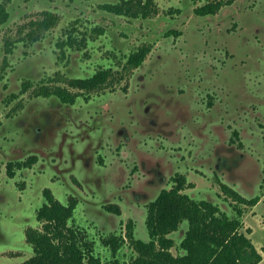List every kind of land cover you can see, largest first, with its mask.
<instances>
[{"label": "flooded vegetation", "instance_id": "flooded-vegetation-1", "mask_svg": "<svg viewBox=\"0 0 264 264\" xmlns=\"http://www.w3.org/2000/svg\"><path fill=\"white\" fill-rule=\"evenodd\" d=\"M13 1L14 0H0V9L4 8L7 12V19L0 22V26L7 23L11 17L12 12L10 6ZM87 1L89 2V0ZM247 1L249 0H241L234 12L229 13L223 19H220L218 16L221 14L222 10H225L226 8L228 9L235 5L237 2L236 0H224L223 4L216 13L207 14L195 12V10L203 4V0H191L195 7L191 11L190 15H188L189 12L187 9L185 13L179 8H177L179 10L174 9L171 15L168 16V19L174 17L176 18V21H178V24L172 26L166 24L162 29L157 30L153 29L151 26V20L149 18L150 15H152V12L150 11V0H147V2L143 4L142 1H139L138 11L132 15L128 14L127 9L129 3L126 0H95L94 3H97L96 8L100 10V12H93V14L97 15L98 17L100 16V22L98 21L99 25L94 28V32L99 34V37H95L92 41H89V43L94 42L100 46L103 42V47L106 48L109 44H115L116 40L119 38L118 36H123V38H119L117 42L127 48L128 54L126 56V64L134 72L130 79L129 86L127 87L128 89L124 90L121 88L119 90L120 93L117 92L116 94L113 92L99 91V89H101L102 86L108 81V79L112 77V66H109L108 68L104 67L100 70L94 71V69H89L86 67L91 66L92 64L89 65L85 61H79L77 67L74 68L75 71H72V74L70 69L72 68L71 65L74 61L73 54L71 55L69 53L67 59L64 60V48L61 46H59V50L62 53V57L55 55L54 51L51 49L40 48L38 55H36L38 56V61L40 58H42L39 62V65L41 67H46L48 65L51 66L52 64V68L56 73H62L68 77L65 78L66 80H64L63 77L60 76L59 80V82H63L65 84L62 86V88L67 89L68 96L62 97L53 92L49 94L43 92H34L36 95L35 99L37 101L35 106H32L27 102V104L20 111H18V113L9 116L8 118L6 117L7 119L3 122L0 120V161H3L2 163H4L6 175L12 179L18 171H33L28 176L27 174L25 176L29 181V185L25 187H23V185L19 186L20 188L23 187V189L20 190L12 188L13 190L11 191H13L16 200L22 201L26 199V193L29 191V188L31 187L30 185H33L36 178H41L44 182V184L39 188L35 200L28 206L27 209L28 215L33 218V220L34 217L36 219L34 220L35 225L39 224L38 228H36L34 225L33 227L29 226L24 230L25 241L32 250V254L30 252L28 259L34 255V249L32 245L27 242L26 231L29 229H35L38 231L42 230L43 222L38 219V212L45 205L49 204L48 198L46 196L47 191L54 199H56L58 193L61 192L60 198L63 201V205L74 203L69 225L79 231L84 239L85 235L83 231L71 224L78 205H88L87 203H95L97 206H99V209H101L102 212H100L98 215L94 214V216H96V221L102 222L100 219L102 216L108 218L110 221H112V219L118 218L121 228L124 229V232H121L120 235H114L117 237L118 242H120V246L116 250L115 256L120 258L118 255L123 248V245H125V243L129 244L125 235L127 232V227L129 225H133V234L134 237L137 238L138 232L136 229L138 222L140 223V221L133 214H131L127 222L124 223L123 210H127L130 205H132V208L135 206H142V211L144 212L143 220L145 219L146 222L148 205L158 197L162 190L177 186L179 180H182V178L184 179V187L181 190L183 193H185V190H191L194 187V185L188 181L187 177L189 175L186 174V170H193V172H197V169H199V161L204 159V162L211 164L215 170V173L222 170L227 174L229 173V175H231L229 177L231 178H233V175L234 178L235 176L239 177L241 181L239 180L240 184H237L238 189L242 190V188H246L242 182V177L233 174V172L227 167L226 163L229 159L228 156L227 158L222 156L221 149H224V147L230 149L232 152L230 153L232 154L230 156L237 157L241 164H244L245 162L248 163L251 158L248 156V153L236 150L235 146L231 144L230 141L227 144L221 143L219 141L221 136L218 131H215L217 129L215 125H217L219 121H222L224 124L228 123V126L231 125L233 128H237V130L233 133L235 138L239 137L238 130L242 129L243 127L250 129L251 132H255L260 129L261 124L264 125V118L261 114L262 107H260L259 104L262 102V100L258 99L255 94L245 95L244 92H241L240 95L236 94V101L233 102L225 80V71L227 68L228 59H231V61L234 62L236 61L238 64H240L239 66L244 69L249 67V64L255 65L259 63L258 58L254 57L252 52H249V59H243V55H235L228 49V44L224 42L226 37L222 40L224 44L214 43L212 38H210V44L203 43V46L205 47L207 53L212 51L213 58L219 57V59L214 61V66L220 67L221 71L219 70L216 75H209V77H204L203 74L195 76L192 74V70H190L189 74L185 75V72L188 71L186 68H189L192 63L190 62V65H186L187 59H190L191 57L190 53L183 62L184 65H182V70H180L182 73V78L179 77L176 82H170L168 80L164 83L165 90L171 88V90L175 91L176 97L174 99L162 103L156 111H153V104L150 102V100L140 97V95L145 89L146 85L150 84L156 76L160 78H165L166 76L169 77V75H166L164 71L158 72L157 70V67H159L160 64L166 63L167 56H164L161 53L162 51L167 50L168 54H178V51L181 48H183V51L186 52L188 47L193 46H191L190 43L183 45L181 42L179 44L175 43L174 45H171V49H173L172 51H170V47L169 49L164 47V50H161V47L159 46L145 44L148 42L147 40H154L157 33H167L165 34L166 36L171 35L174 39L178 38L182 41L184 36L185 39H190V33H187L188 23L195 22L193 27H195V29L197 28V31L199 32V22L197 21L196 17H205L203 21H199L208 22L211 24V27H213V24H223L221 20H230V22H232L238 19V16L240 15L239 12H242L244 3ZM43 3H48V1L43 0ZM79 8H81V6H79ZM48 11L51 12V10ZM120 17L130 19L133 22L136 20H141V25L135 27V25L131 23L129 26L124 25L122 27H118V24L115 20H118ZM106 19L114 20L113 24L107 25L104 23L103 20ZM238 25L239 27L241 26L240 23H238ZM119 28L124 30L125 33H117L116 31ZM50 29L44 30V33ZM221 29V33L223 32L222 34L226 36L231 32L232 34H238L242 30V28H239V30H231L227 32V28L224 26H222ZM210 30H212V28H210ZM210 30L208 33H210ZM202 35L204 36L203 33ZM42 37L44 40L45 37L43 35ZM40 40L42 39L35 41ZM68 48L70 49L72 47L68 45ZM257 48L256 51L261 52L260 50L262 48L258 46ZM195 51L199 52V48L195 47ZM141 52H145L143 59L136 65H131V57H139ZM4 53L5 57L6 52ZM32 54L33 53L29 54L30 56H24L21 59L20 64L16 65V73L21 71L26 62L30 61L31 59H36L35 54ZM195 55L198 56V54ZM45 56H50L49 63L44 62L45 60L43 59ZM105 61L109 62L108 59ZM243 61L244 63H242ZM91 62L95 63V61ZM100 72H107L109 74L104 83L99 88H93L90 90H77L71 85L72 81L91 79ZM0 74L7 75L6 78L0 75V87L7 83L8 88L5 95L8 94L9 101L2 98L0 102L4 107L10 105L12 101L18 98L14 97V93L11 90L14 85V80L17 79V76L8 73L7 70L2 68L0 69ZM45 75V71L42 70L41 79L37 81L38 83L35 82L38 84L37 88L43 89L45 86H49V83L46 82L49 81V79L44 77ZM22 80L23 79L20 81ZM28 82L31 83L30 80L26 79L20 83L19 88L22 91L21 94H24L27 89L33 87L32 82L31 87L24 89L23 85ZM191 94H198V98L195 100L194 97L192 98L190 96ZM138 96L139 99L137 100L141 107L135 108V106L132 105V99L133 97ZM219 105L220 109H216ZM18 106H21V104ZM49 106L55 108L50 129L46 132L43 138L36 142L28 139L22 126V118L28 114L31 108L33 110H41ZM182 107L186 108V110H183ZM0 108H2L1 105ZM235 108H237V111L241 113L240 115L235 114ZM180 115H184V118L179 119L182 121L180 124H178L179 129L176 132L174 130L166 131L164 128L168 125H171L173 120L174 122H177L175 119ZM235 115H238L237 119L234 118ZM194 125H197V127ZM184 127L186 130L182 131V128ZM202 130L207 131L209 134H213L214 136L211 137L210 148L208 145L206 146L202 155V159L199 160V155L197 156L196 154L199 150V133ZM134 135L140 140V143L138 145H134V149L130 150L127 146V143ZM172 135H177V138L179 136V140L177 141L176 139L175 141H172ZM255 136L257 135H254V137ZM150 140L155 141L154 146L152 147L151 145V148L149 142ZM112 141L117 144V147L120 146V154L124 152L125 148H128L127 158L130 160L128 162V165H130L129 169L131 168V171L135 169L138 173H140L142 170L148 174L150 173L151 168L147 162L148 160L146 159L147 154L152 155L161 151L169 153L168 156H166V176L159 178L158 186H156V188L151 193L149 192L150 194L145 197V202H141V200L138 199V197H140L139 191L135 189L133 183L130 185L121 184L120 187L116 189V192L113 193L114 195L112 199H114V201L110 200L109 204H105L103 202L101 203V198L100 200L91 201L82 196V191L85 188H82L81 178L84 173L79 167L76 166V163L79 162L81 163V167L84 166L86 168L87 164H89L91 160L97 159L98 156L100 157V155H102V158L105 159H109L111 156H118L117 152H113L116 146L113 147L109 144V142ZM185 141H188V145L185 143ZM89 149L91 150L90 155H88ZM109 152L112 154L110 155ZM194 158L196 159L195 164H197L198 167L193 164L195 161ZM250 162L252 163V160ZM238 163L236 164V167ZM225 165L226 167H224ZM184 169L185 171H183ZM9 171H11V174ZM131 176L132 174L128 172L127 176L125 177V181H127ZM263 179L261 184L262 189ZM220 183L226 184L221 180V182H219L220 189ZM1 184L2 181H0V191L3 188L1 187ZM228 186L234 191L239 192L234 186H230V184ZM220 191L221 194H223L222 189ZM185 194H187L191 199L199 201V199H197L194 194ZM263 195L264 189L263 194L252 197H259V201L254 206L241 204L240 206L242 207L237 206V208H243V214L245 213V207H256L258 209L263 202L261 199ZM6 198L7 197L5 194H1L0 192V202L4 201ZM105 200H107V198H103V201ZM228 200H230V209L221 206V202L214 204L218 205L221 211L225 212L227 215L234 216L236 215V203L231 199ZM126 201L129 202L127 203ZM253 228L257 229L255 226H253ZM181 231H183V229ZM242 231L247 234L252 242H254L252 240V232L250 229L247 228ZM176 233L177 232L172 234L174 241V234ZM112 236L113 235L103 237L101 239L103 245L108 248L107 252L109 253V257H106V259H111L114 255L112 251V245L105 243V240L111 238ZM183 237L180 239V241L183 239ZM89 244L92 247V244ZM91 250V252L94 254L93 247ZM17 252L19 251H7L2 253L6 256H12L16 258L19 255ZM94 255L99 256L101 259L103 256L102 254ZM120 259L124 260L123 258ZM102 260H105V258ZM260 262L263 264L262 261Z\"/></svg>", "mask_w": 264, "mask_h": 264}, {"label": "rangeland", "instance_id": "rangeland-1", "mask_svg": "<svg viewBox=\"0 0 264 264\" xmlns=\"http://www.w3.org/2000/svg\"><path fill=\"white\" fill-rule=\"evenodd\" d=\"M46 1H48V3H43V0H14L10 6L12 12L11 17L7 23L0 26V69H5L8 73L17 76L11 90L14 93V97H18L8 106L3 107L0 103L2 107L0 108V120L2 122L9 116L18 113V111H20L27 104V102L32 106H35L37 101L35 99L36 95L34 92H36L35 89L38 87L37 81L41 79L42 70H44L46 74L44 77L49 79V81L46 82L49 83L48 85L50 87H62L65 85L63 82H59L60 76L63 77L64 80L68 77L62 73H56L52 68V64L51 66L48 65L46 67H41L39 65L42 58L38 61V56L36 55H38L40 48L51 49L54 51L55 55L62 57V53L59 50V46H61L64 48V60L67 59L69 53L71 55L73 54L74 61L71 65L72 68L70 69V72L75 71L74 68L77 67L79 61H85L89 65L92 64L91 66L86 67L94 69V71L112 66V77L108 79L101 89H99L100 92H113L116 94L117 92L120 93L119 90L121 88L127 90L130 79L134 74L133 70L126 64V56L128 54L127 48L117 42L118 39L123 38V36H118L119 38L116 40V43L109 44L106 48L103 47V42L100 46L94 42L89 43V41H92L95 37H99V34L94 32V28L99 25L98 21L100 22V16L98 17L93 14V12H100V10L96 8L97 3H94L95 0H89V2L87 0ZM126 1L129 3L127 10L130 15L138 11L139 1H142V4L147 2V0ZM236 1L235 5L222 10L218 18L223 19L227 14L234 12L241 0ZM79 6H81V8H79ZM194 7L195 6L191 0H150V11L152 12V15H150L149 18L151 20V26L153 29L158 30L162 29L166 24L169 26L176 25L178 24L176 18L172 17L168 19V16L171 15L174 9L179 8L183 10L184 13L187 9L189 12L188 15H190ZM48 10H51V12L53 11V14L58 16V22L55 27L44 33L42 30L35 29L31 23L40 20L42 18V12ZM239 14L240 15L237 20L232 22H230V20H221L223 24H213V27H211V24L208 22H201L205 17H196L199 22V32L197 31V28L195 29V27H193L195 22L188 23L187 33H190V39H185L184 36L185 43L184 39L182 41L178 38L174 39L171 35L166 36L165 34L167 33H157L154 40H147L148 42L145 44L159 46L161 47V50H164V47L167 49L170 47V51L173 50L171 49V45H174L175 43L179 44L182 42L183 45L186 43H190L191 46L193 45L192 47H188L186 52H184L183 48H181L178 51V54H168L167 50L161 52L164 56H167L166 63L160 64L159 67H157V70L158 72L164 71L166 75H169V77L166 76L165 78H160L156 76L150 84L146 85L140 95V97L150 100L153 104V111H156L162 103L176 97L174 90H171V88L167 90L164 89V83L168 80L170 82H176L179 77L182 78L180 70H182V65H184L183 62L186 60L188 54L191 53V57L190 59H187L186 65H190V62L192 63L189 68H186L188 71L185 72V75L189 74L190 70H192V74L195 76L203 74L204 77H209V75L213 76L214 74L216 75L219 70L221 71L220 67L214 66V61L219 59V57L213 58L212 51L207 53L203 43L210 44V38H212L214 43L224 44L222 40L226 37L224 42L228 44V49L232 51V53L235 55H243V59H249V52H252L254 57L258 58L259 61L258 64H249V67L244 69L240 67V64L236 61H231V59L227 60L225 80L228 91L231 94V99L233 102L236 101V94L240 95L241 92H244L245 95L255 94L258 99L262 100L259 104L260 107H262L261 114L264 118V0H249L245 2L243 10L242 12H239ZM113 21L114 20L110 19L103 20V22L107 25H112ZM115 21L118 24V27H122L124 25L129 26L131 23L135 25V27L141 25V20L133 22L124 17H120ZM238 23L241 24L240 27ZM222 26L227 28V32L231 30H239V28H242V30L238 34H232L231 32L226 36L222 34L223 32L221 33ZM210 28H212V30H210ZM209 30L210 33H208ZM116 32L125 33L124 30H121L120 28L117 29ZM42 35L45 37L44 40ZM38 39L42 40L35 41ZM68 45L72 48L69 49ZM257 46L262 48L260 50L261 52L256 51ZM195 47L199 48V52L195 51ZM4 52H6L5 57ZM31 53L35 54L36 59H31L26 62L21 71L16 73V65L20 64L21 59L24 56H30L29 54ZM195 54H198V56ZM49 58L50 56H45L43 59L45 60L44 62L49 63ZM106 59H108L109 62H106ZM91 61H95V63H92ZM242 63H244V61ZM1 76L5 78L7 77V75ZM21 79H28L31 83L33 82V87L27 89L24 94H21L22 91L19 88L20 83L23 82V80L20 81ZM7 89V83L0 87V102L2 98L9 101L8 94L5 95ZM197 95L198 94H191L190 96L192 98L194 97L196 100L198 98ZM137 99H139V96L133 97L132 99V105H134L135 108L141 107ZM19 104H21L22 107L18 106ZM182 108L183 110H186V108ZM216 109H220V105ZM235 110V114H241L237 111V108H235ZM54 112L55 108L50 106L41 110H33L31 108L28 114L22 118V126L24 128V132H26V137L34 142L43 138L46 132L50 129ZM180 118H184V115L176 117L175 121L177 120V122H174L172 119L173 121L171 125H168L164 129L166 131L174 130L176 132L179 129L178 124L182 122L179 120ZM234 118L237 119L238 115H235ZM194 126L197 127V125ZM215 126L217 127L215 131H218L221 136L219 140L221 143L227 144L230 141L231 144L235 146L236 150L248 153V156L251 158L249 159L250 161L252 160V163L249 161L248 163L245 162L244 164H241L237 157L230 156L232 155L230 154L232 153L230 149L225 147L224 149H221L222 156H225L226 158L228 156L229 160L226 163L227 167L233 172V174L242 177V182L246 188L239 190L237 186L239 180L241 181L239 177L235 176L234 178L233 175V178H231L229 177L231 176L229 173L227 174L222 170L215 173L211 164L204 162L203 159L202 161H199V169H197V172H193V170H186V174L189 175L187 177L188 181L191 182L194 187L191 190H185L184 192L189 195L194 194V196L199 200H207L212 203L221 202V206L230 209V200H226L227 197L221 194L220 191L219 182H221V180L228 185L230 184V186H234L239 191L238 193L247 199L263 194L261 184L263 179L262 171L264 168V125L261 124L260 129L255 132H251L250 129L243 127L238 130V138H235L233 134L237 128H233L231 125L228 126V123L224 124L222 121H219ZM185 130V127L182 128V131ZM254 135L257 136L254 137ZM212 136L214 135L209 134L207 131H200L199 150L196 154L197 156L199 155V160L202 159L206 146L208 145L210 148ZM171 138L172 141H175L176 139L177 141L179 140V136L177 138V135H172ZM149 142L150 148L151 145L153 147L155 141L150 140ZM139 143L140 140L134 135L130 138L127 146L130 150H133L134 145H138ZM185 143L188 145V141H185ZM109 144L113 147L116 146L113 152H117L118 156H111L109 159H105L102 158V155H100L97 159L91 160V162L87 164L86 168L84 166L81 167V163H76V166L84 173L81 178L82 188H85L82 191V196L91 201L100 200L101 198V203L103 202L105 204H109L110 200L114 201V199H112L114 195L113 193L116 192V189L119 188L121 184L130 185L133 183L135 189L139 191L140 197H138V199L141 200V202H145V197H147L156 188V186H158L159 178L166 176V156H168L169 153L161 151L152 155L147 154L146 159L148 160L147 162L151 168L150 173L148 174L143 170L138 173L135 169L132 171L130 170L131 168L129 169L130 165H128V162L130 160L127 158L128 148H125L124 152L120 154V146L117 147V144H115L114 141L109 142ZM90 154L91 150L89 149L88 155ZM109 154L111 155L112 153L109 152ZM0 162V181H2L1 187H3L0 192L1 194H5L7 197L4 201L0 202V264H18L28 259L30 252L32 251L30 246L25 241L24 230L29 226L33 227L35 225L34 220L36 219L34 217L33 220V218L28 215L27 209L28 206L35 200L37 192L44 182L41 178H36L35 182L33 185H30L31 187L26 193V199L18 201L11 190H13L12 188L20 190L29 185V181L25 176L26 174L28 176L33 171H18L17 174L10 179L6 175L4 169L5 166L4 163H2L3 161ZM195 162L196 159L193 164H195ZM237 163L239 166L237 165L236 167ZM195 165L198 167L197 164ZM224 167H226V165ZM183 171H185V169ZM128 172L132 174V176L125 181V177ZM21 185H23L22 188L19 187ZM60 194L61 192L58 193V196H55L58 201L63 203L60 198ZM103 198H107V200L103 201ZM261 199L263 202L258 209L256 207L244 208L245 213L241 219L243 225L241 231L247 228L251 230L252 240L254 241L253 243L258 252L261 254V261L264 264V195ZM126 202L128 203L129 201ZM87 204L88 205H78L71 224L83 231L85 241L92 244L94 254H102V259H106V257H109V253L107 252L108 248L103 245L101 239L111 235L118 236L121 232H124V229L121 228L118 218L110 221L108 218L102 216L100 218L102 222L96 221V216H94V214L98 215L102 212L101 209H99V206L95 203ZM123 211L124 223L127 222L131 214H133L140 221V223L138 222L136 229L138 232L137 238L147 241L149 239V235L146 229L145 219L143 220L144 212L142 211V206H135L132 208V205H130L127 210L125 209ZM253 226L257 227V229H254ZM35 227L38 228L39 224H36ZM185 227H187L185 223L181 224L179 229H183V231L174 234L177 245H175L172 249L174 254L179 253L177 249L178 243L184 235ZM7 251H19L20 253L17 252L19 255L15 258L12 256H6L2 253ZM131 254L132 250L130 245L125 243L118 256L124 260H129Z\"/></svg>", "mask_w": 264, "mask_h": 264}, {"label": "trees", "instance_id": "trees-1", "mask_svg": "<svg viewBox=\"0 0 264 264\" xmlns=\"http://www.w3.org/2000/svg\"><path fill=\"white\" fill-rule=\"evenodd\" d=\"M223 1L203 0V4L195 12L216 13ZM6 17L7 12L1 8L0 22ZM57 22L56 14L43 11L42 18L31 24L35 29L44 31ZM144 54L145 52H141L139 57L132 56L130 64L139 63ZM108 74L100 72L91 79L72 81L71 85L77 90L99 88ZM31 86L28 82L23 88ZM35 91L68 96L67 89L60 86H45L43 89L36 88ZM220 184L223 195L227 197L225 199L236 203V215H227L218 205L207 200L191 199L181 191L184 187L182 178L177 186L162 190L148 205L145 222L149 235L147 241L134 237L133 225L127 227L125 235L133 250L129 260L115 256L120 242L114 235L105 240L106 244L112 245V258L102 260L95 256L82 234L69 225L74 203L63 205L47 191L49 204L38 212V219L43 222L42 230L26 231V239L32 245L34 255L18 264H258L262 256L247 234L241 231L243 210L237 206H254L259 197L247 199L226 184ZM183 223L187 227L184 228V237L177 248L179 253L174 254L172 249L175 241L172 234L181 231L179 227Z\"/></svg>", "mask_w": 264, "mask_h": 264}, {"label": "crops", "instance_id": "crops-1", "mask_svg": "<svg viewBox=\"0 0 264 264\" xmlns=\"http://www.w3.org/2000/svg\"><path fill=\"white\" fill-rule=\"evenodd\" d=\"M259 264H261V262Z\"/></svg>", "mask_w": 264, "mask_h": 264}]
</instances>
